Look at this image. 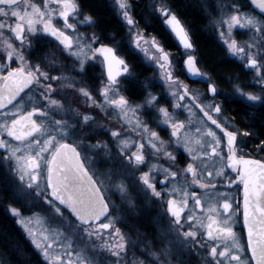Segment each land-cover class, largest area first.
<instances>
[{
	"label": "snow or ice",
	"instance_id": "6c2138e0",
	"mask_svg": "<svg viewBox=\"0 0 264 264\" xmlns=\"http://www.w3.org/2000/svg\"><path fill=\"white\" fill-rule=\"evenodd\" d=\"M138 6L109 0L106 20L88 0H0L6 218L36 264H264V156L251 154H264V118L256 114L264 113V0H219L218 16L209 13L225 57L251 74L243 84L221 74L228 92L198 66L207 63L177 0L147 7L182 61L140 30ZM113 24L119 32L108 30ZM234 30L249 39L238 41ZM124 48L153 76L140 80ZM224 62L233 61L211 72ZM179 63L206 93L179 79ZM125 81L139 90L126 95ZM251 87L258 91H245ZM231 104L243 127L226 113Z\"/></svg>",
	"mask_w": 264,
	"mask_h": 264
},
{
	"label": "flooded vegetation",
	"instance_id": "af4514ba",
	"mask_svg": "<svg viewBox=\"0 0 264 264\" xmlns=\"http://www.w3.org/2000/svg\"><path fill=\"white\" fill-rule=\"evenodd\" d=\"M31 2L33 3H41V0H31ZM107 2V1H106ZM245 3H247V0H244ZM109 3V2H107ZM249 10H253L251 8V6H248ZM183 18V17H182ZM184 19V18H183ZM159 20V19H158ZM185 20V19H184ZM160 21V20H159ZM188 25V24H187ZM163 29L166 32L167 37H161L159 32L155 30H153V28L151 26H146V27H141L138 25V27L140 28V30L147 36L149 34H151L152 36H156L159 39H162V42L165 44V46L172 52V54L174 56H176L178 58V60L182 61L184 59V57L181 55V49L179 47H177L176 41L172 38V36L169 34V32L167 31V29L165 28V26L162 24ZM189 26V25H188ZM190 28V26H189ZM191 29V28H190ZM192 30V29H191ZM91 29H87V28H82L81 32L84 33L85 35L90 32ZM239 32V34L235 35L234 38H236L238 41H242V40H247L249 39L248 35L246 34L245 31H241V30H236ZM218 44L220 45L223 54L225 56V49L224 46L222 44V42L219 41V39H216ZM122 52L124 55L130 57L129 59V63L132 64L133 66H135V75L138 76L140 78V80H144L146 78H150L153 76V71L148 69L146 66V63L141 64L140 61L138 59L135 58L134 54L129 51L128 48H124L122 49ZM226 58V57H225ZM227 60H231L233 62H230L232 64V73L230 74H226L229 77L232 76H236L239 75L241 77V81L240 83H246L251 79V74L250 73H246L245 70H243L238 62L234 61V58L228 57L226 58ZM199 67H201L202 71L206 72V73H210L213 77L214 80L217 81V86L219 88H222L225 92L230 91V89L227 86V83L224 80L219 79V76H217L216 74H214L213 72H211V70L208 69V67H204V64L201 63L198 65ZM94 74H99L100 72V68L97 67L93 70ZM175 74L177 76H179V79L181 81H183L185 84H187L191 89H193L195 92H199V93H206V85L202 82H194L192 79H190L186 73L185 70L183 68L182 63L177 64L176 67V72ZM125 86L129 89L132 90V92L126 93V95H132L134 92L138 91L140 88V85L138 83H133V82H129V81H125ZM251 88H256V87H251ZM251 88H246L245 91H251ZM152 91H160L161 89L159 88H154L151 89ZM254 91V90H253ZM256 91H258V89L256 88ZM255 92V91H254ZM237 104H231V105H225V111L226 113H228L229 117H231V115L233 113H237L235 115V122L237 123V125L239 127H243V124H241L240 122L245 119L244 114L242 112H240V109L237 108L236 106ZM257 116L264 118V113H256ZM180 119H185L184 115L180 116ZM193 119L195 120V117H193ZM153 128H156L155 125H152ZM157 131H160V129H156ZM257 136L259 135V129H257ZM161 137L164 140L168 139V136L165 132L161 131ZM132 139H135V135L133 134ZM257 141L252 140L249 141L247 147L245 148V151H250L251 148L255 147ZM254 157L256 158H260V156H264V154H259L257 155L256 153H251ZM0 195H2V193H0ZM232 195H234L237 199H240L241 197V193L239 191H233ZM113 199L115 200L116 198L113 197ZM119 201H117L118 203ZM7 206V202L6 201H0V223L5 222L6 224H8L11 228L8 232L9 236H7V240L9 241L8 244L3 243V239H5L4 237L0 236V253H4L3 256H0V264H5V261L8 262V264H36V256L33 255L31 250H28V245L24 242L22 236H21V232L22 230L16 226L13 225L11 223V221H9L6 218V214H5V207ZM238 217L237 216H233V220H237ZM124 231H129V229H123ZM236 230L238 232V234H245L246 231L241 229L240 224L238 223L236 226ZM134 236V234H133ZM13 241H15V243L17 242L18 245H16L15 243H13ZM241 243H243V240H241ZM15 244V245H14ZM141 246L143 247L144 245L141 244ZM7 247H10L9 249ZM140 252V251H139ZM138 254H141L138 253ZM142 257V254H141ZM194 262L197 264V260L196 258H193Z\"/></svg>",
	"mask_w": 264,
	"mask_h": 264
},
{
	"label": "trees",
	"instance_id": "16d2710c",
	"mask_svg": "<svg viewBox=\"0 0 264 264\" xmlns=\"http://www.w3.org/2000/svg\"><path fill=\"white\" fill-rule=\"evenodd\" d=\"M109 0H88V6L91 10L99 13L98 18L111 20V15L109 14V9L107 7V2ZM138 7L136 9L137 15L136 19L139 21V26L146 27L151 26L153 30L158 31L161 37H167L165 30L163 29L162 23L155 17L150 14L147 4L149 0H137ZM178 11L181 13L182 17L187 19L190 22V28L194 33V39L197 41V49L199 51L201 59L207 63V67L211 70L215 65L220 61L226 60L223 51L218 44L216 37L212 33L207 32V26L205 25L204 15L200 9V5L197 1L193 0H177ZM145 19L147 20V25L144 23ZM121 25L113 24L108 30L111 32H119ZM232 64L230 62H224L220 64V67L217 68L216 72H213L217 76L221 74H230L232 73ZM239 108V105H236ZM10 226L5 222L0 223V236L3 243L6 244L9 241L6 239L9 236L8 232ZM18 245V243H15ZM14 244V245H15ZM8 249L10 247H7Z\"/></svg>",
	"mask_w": 264,
	"mask_h": 264
},
{
	"label": "rangeland",
	"instance_id": "374dc122",
	"mask_svg": "<svg viewBox=\"0 0 264 264\" xmlns=\"http://www.w3.org/2000/svg\"><path fill=\"white\" fill-rule=\"evenodd\" d=\"M195 1H197L199 3L200 9H201V11H202V13L204 15V18H205L204 21H205V25L207 26L206 27L207 28L206 29L207 32L208 33H211V34L213 33L214 36L216 37V39H219V37L217 36V34L212 30V25H211L210 20L208 18L209 17V13H212L213 16H218V14H219V0H195ZM245 10H249V9L246 8ZM185 21L190 26V22L187 19H185ZM237 34H239V32L236 31V30H234V33H233L234 37ZM219 41H220V39H219ZM145 63H146V66H147V62H145ZM253 90L256 91V88H254V89L251 88V91H253ZM140 247L142 248L141 245H140ZM138 253H140V252L139 251H136L135 252V256L143 259L144 257L143 256L141 257V254H138ZM174 264H175V262H174ZM192 264H196L194 262V260H192Z\"/></svg>",
	"mask_w": 264,
	"mask_h": 264
},
{
	"label": "water",
	"instance_id": "95a60500",
	"mask_svg": "<svg viewBox=\"0 0 264 264\" xmlns=\"http://www.w3.org/2000/svg\"><path fill=\"white\" fill-rule=\"evenodd\" d=\"M246 231V230H245Z\"/></svg>",
	"mask_w": 264,
	"mask_h": 264
}]
</instances>
